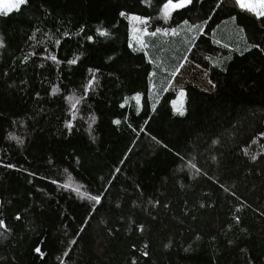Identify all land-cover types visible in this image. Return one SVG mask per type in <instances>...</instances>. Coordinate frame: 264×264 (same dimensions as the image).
Returning a JSON list of instances; mask_svg holds the SVG:
<instances>
[{"label":"trees","instance_id":"1","mask_svg":"<svg viewBox=\"0 0 264 264\" xmlns=\"http://www.w3.org/2000/svg\"><path fill=\"white\" fill-rule=\"evenodd\" d=\"M165 2L28 0L0 16V264H264L263 47L221 0L167 19ZM210 22L212 91H170Z\"/></svg>","mask_w":264,"mask_h":264},{"label":"rangeland","instance_id":"2","mask_svg":"<svg viewBox=\"0 0 264 264\" xmlns=\"http://www.w3.org/2000/svg\"><path fill=\"white\" fill-rule=\"evenodd\" d=\"M221 4L219 13L223 14L222 12H224L223 18L235 16L240 25L244 27L245 34L249 36L252 41L251 43L258 44L264 49V23L257 19L254 14L241 10L236 5L235 0H223ZM131 17L129 16L134 27L131 28L133 43L139 48L146 50L150 47V42L147 39L149 33L140 27L143 22L133 20ZM216 24V22H210L203 29L193 48H191L192 50L185 61L182 62L183 64L176 73V76H174L170 85V91L179 92L188 86L196 87L202 91H212L213 88H211L208 75L210 70L208 58L218 57L223 54L221 50L212 46V29L210 28H213ZM170 34L174 36L175 32L171 31Z\"/></svg>","mask_w":264,"mask_h":264},{"label":"snow or ice","instance_id":"3","mask_svg":"<svg viewBox=\"0 0 264 264\" xmlns=\"http://www.w3.org/2000/svg\"><path fill=\"white\" fill-rule=\"evenodd\" d=\"M149 2H150V0H149ZM27 3H28V0H0V16L8 15L11 12H13L14 10L19 12L22 9V7L27 6ZM221 3H222V0H221ZM235 3L241 10H244V11H247L249 13L254 14L257 19L261 20V22L264 23V0H235ZM192 4H193V0H166V2L163 4V8H162L163 16L165 19H167V18L171 17V15L173 14L174 11L187 8ZM217 6L219 7V4ZM120 15L126 16L127 13L121 12ZM131 19L136 20V21L146 22V21H144V18L139 17V16H132ZM233 19H235V17H233ZM184 23L187 24L188 22L185 21ZM205 23H207V21H205ZM189 30L195 32V31L201 30V28H200V25H192V26H190ZM99 34L102 36L109 35V33H107L106 31H102V30L99 32ZM152 35H155V33H152ZM192 39L195 40L196 36H193ZM4 46H5L4 41L2 38H0V48H2ZM250 47L251 48H260V45L252 44ZM249 50H250V48H245L244 51H249ZM262 51H264V49H262ZM241 55H243V52H241ZM55 59L56 58L53 57V60H55ZM57 62H59V61H57ZM69 63L75 64L76 60L69 61ZM94 83H95V77H93L89 81L88 85H86V88L91 89V87L93 86ZM180 95L183 96L184 93L181 92ZM82 98L83 97H81V99ZM136 99H137V101H139V97H136ZM78 102L79 101H77V103ZM75 107H76V104H73V108H75ZM185 114L186 113L183 110H181L179 112V115H181V116H184ZM115 123L117 125H119L121 123V121L116 120ZM72 127H73V125L71 123L67 124V128L69 130H71ZM12 139L17 140V142H21V141H19V138H17V137H12ZM165 147H167V146H165ZM252 160L255 161L256 157L253 156ZM53 183H55V181ZM225 191H227V189H225ZM89 198L93 201H96L97 203H99L101 201L100 196H91ZM201 207H204V205H201ZM240 211H241L240 208L236 209L237 213H239ZM16 219H20V217L17 216ZM235 223L237 225H239L241 223L239 216L235 217ZM0 227L7 230V225L5 224V222L3 220H0ZM139 231L141 233H143V231H144L143 225H139ZM144 247H145V249H147L148 245L145 244ZM35 251L39 252L40 249L37 248V249H35ZM142 255L147 258V257H149V252L145 251ZM132 264H136V262L133 261Z\"/></svg>","mask_w":264,"mask_h":264},{"label":"crops","instance_id":"4","mask_svg":"<svg viewBox=\"0 0 264 264\" xmlns=\"http://www.w3.org/2000/svg\"><path fill=\"white\" fill-rule=\"evenodd\" d=\"M217 25V24H216Z\"/></svg>","mask_w":264,"mask_h":264}]
</instances>
